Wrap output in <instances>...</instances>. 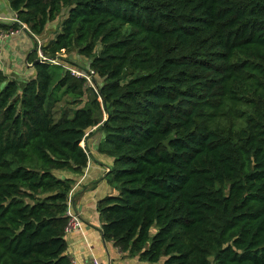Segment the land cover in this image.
<instances>
[{"label":"trees","instance_id":"16d2710c","mask_svg":"<svg viewBox=\"0 0 264 264\" xmlns=\"http://www.w3.org/2000/svg\"><path fill=\"white\" fill-rule=\"evenodd\" d=\"M8 3L0 34L66 12L43 57L28 51L34 76L19 87L0 70V264H74L73 179L53 169L82 172L96 124L117 190L97 200L100 231L136 256L122 264H264V0ZM72 49L97 92L58 74L51 59ZM61 89L76 105L55 118Z\"/></svg>","mask_w":264,"mask_h":264},{"label":"crops","instance_id":"0c3cea01","mask_svg":"<svg viewBox=\"0 0 264 264\" xmlns=\"http://www.w3.org/2000/svg\"><path fill=\"white\" fill-rule=\"evenodd\" d=\"M1 15L5 17L15 16L14 11L9 7L8 0H0ZM14 37H7L3 41L2 51L0 52V70L8 77L17 80L16 76L23 75L25 71L16 69L15 74L8 71L7 65L18 59L14 51L15 47L18 49L21 44L15 46V43L24 42L22 39L15 40ZM27 46L24 43L22 48L26 49ZM32 76L34 75L28 76L27 79ZM90 130L93 132V136L88 137L86 140L88 162L82 172L74 173L66 169H53L58 176H67L73 179L70 189L73 197L72 204L79 212L84 223L83 234L76 231L65 234V253L76 264H89L92 255H95L103 264L129 263V261L119 260L114 250L116 246L113 245L112 241L104 240L101 236V220L96 207L97 200L104 195L114 194L117 190L106 179V170L112 165V157L97 150L104 133L98 129V124L92 126ZM94 132L98 134L95 137Z\"/></svg>","mask_w":264,"mask_h":264},{"label":"rangeland","instance_id":"374dc122","mask_svg":"<svg viewBox=\"0 0 264 264\" xmlns=\"http://www.w3.org/2000/svg\"><path fill=\"white\" fill-rule=\"evenodd\" d=\"M65 12H66V9L63 8L60 14L54 20L49 21L46 24L45 30L41 34L32 35L30 32H28V29L23 24L22 26L18 28V31L16 33L5 36L3 38L2 43H1L2 45H1L0 52L2 51L3 41L7 37L15 36L13 39L18 40V41L22 39L23 42L26 43V45H28L26 49H23L22 45H24V43H19V44L15 43V46L21 44L18 49L15 47V51H14V54L17 55L18 59L15 61H11L7 65L9 72L15 73L16 69L20 71H25L23 75L16 76L19 87L23 85L22 82H25L28 76L34 75L35 73V70L33 66L31 65V63L27 62L26 54L28 53V51L32 50L36 46L37 54L39 55L38 50L39 49L41 50L40 46L44 44V42H47L54 35V33L56 32V30L58 29L60 25L61 19L64 16ZM1 17H3V19L1 20L7 23H11L15 20L14 15L11 17H5L1 15ZM15 30L16 29H10L5 32L6 34H8L9 31H15ZM51 60L55 64L58 65L59 68L57 69V72L59 74V73H62L66 69L65 66L67 64H72L74 66L77 65L83 68L87 67L90 62V57L80 55L76 49H72L69 52L61 53L60 57L56 59H51ZM127 72L130 74H135V71L131 69H129ZM55 92H56L55 96H57L58 100L54 103L53 110H54V117L58 118L62 114L63 111L70 110L76 104L74 103L75 96L69 91H66L65 89H61ZM87 92H88L87 97H89L91 93L90 91H87ZM85 100L86 99L83 96V101ZM102 116L105 117V112L102 113ZM234 122L237 124L243 123L240 119H236L234 120ZM91 128L92 127H89L86 129V131H88V134L84 136L81 140V144L85 147V149H86L87 138L93 136V132L90 130ZM97 135L98 134H95L94 132V137ZM114 250L116 252V257H119L118 258L119 260L132 262L136 259V256L132 255L131 253L128 254V252L120 251L119 248L117 247Z\"/></svg>","mask_w":264,"mask_h":264},{"label":"built area","instance_id":"2783aa9c","mask_svg":"<svg viewBox=\"0 0 264 264\" xmlns=\"http://www.w3.org/2000/svg\"><path fill=\"white\" fill-rule=\"evenodd\" d=\"M1 19H3V17L0 16V20ZM17 31H18V29H16L15 31H9L8 34H6V32H2L0 34V49H1V43H2L3 38L5 36L14 34ZM38 52H39V55H41L43 57L40 49L38 50ZM65 67L72 74L82 77L84 79V85L86 87L90 88L93 92L98 91V84H97L98 83L97 82L98 75L92 67H90L88 65L87 67L83 68V67H80L77 65L74 66L72 64H67ZM87 134H88V131H86L84 133L83 137L86 136ZM86 152H87V150H86ZM72 201H73V197H72L71 192H69L68 199H67V207L65 210V213L68 216V220H67V223H66L65 228H64L65 234H68V233L74 232V231L80 232L83 234L84 223L81 219L79 212H77V210L74 208ZM72 262L74 264H76L74 262V260H72ZM89 264H103V263L95 255H92Z\"/></svg>","mask_w":264,"mask_h":264},{"label":"water","instance_id":"95a60500","mask_svg":"<svg viewBox=\"0 0 264 264\" xmlns=\"http://www.w3.org/2000/svg\"><path fill=\"white\" fill-rule=\"evenodd\" d=\"M105 119V118H104ZM102 236V235H101Z\"/></svg>","mask_w":264,"mask_h":264}]
</instances>
